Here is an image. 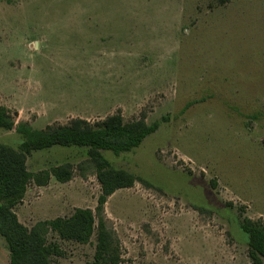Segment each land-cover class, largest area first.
I'll return each instance as SVG.
<instances>
[{
	"label": "rangeland",
	"instance_id": "374dc122",
	"mask_svg": "<svg viewBox=\"0 0 264 264\" xmlns=\"http://www.w3.org/2000/svg\"><path fill=\"white\" fill-rule=\"evenodd\" d=\"M0 104L33 129L116 112L158 123L131 151H103L146 182L103 205L118 264H254L240 224H264V0H0ZM22 140L0 128V143ZM85 160L84 147L31 151L29 172L69 163L72 176L31 181L18 220L94 211ZM47 238L55 264L93 261L96 228L85 244Z\"/></svg>",
	"mask_w": 264,
	"mask_h": 264
},
{
	"label": "trees",
	"instance_id": "16d2710c",
	"mask_svg": "<svg viewBox=\"0 0 264 264\" xmlns=\"http://www.w3.org/2000/svg\"><path fill=\"white\" fill-rule=\"evenodd\" d=\"M215 1L220 4L227 2ZM157 127V122L148 124L142 118L124 121L116 112L94 123L71 118L65 124L33 129L27 122L16 123L14 114L0 104V128H14L23 139L16 148L0 143V236L9 252L10 264H55L52 257L60 256L62 250L56 242L48 241L50 232H54L59 239L85 244L95 228V251L90 264H118V240L106 223L103 205L115 190L131 187L135 181L146 182L126 170L112 167L103 151L116 155L131 151ZM55 145L85 148L83 165L91 167L101 187L97 205L94 211L75 208L67 217L38 221L27 227L18 220L13 208L22 200L29 183L34 181L45 185L50 175L62 182L72 176L69 163L35 174L27 170L26 157L31 151ZM240 227L247 235L249 258L254 264L261 263L264 261V224L244 218Z\"/></svg>",
	"mask_w": 264,
	"mask_h": 264
}]
</instances>
